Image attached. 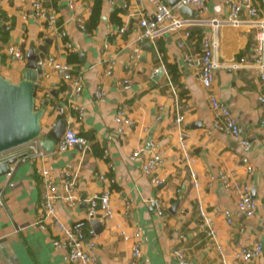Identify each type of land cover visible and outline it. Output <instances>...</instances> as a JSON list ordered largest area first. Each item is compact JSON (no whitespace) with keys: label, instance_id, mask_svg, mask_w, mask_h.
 Returning <instances> with one entry per match:
<instances>
[{"label":"crops","instance_id":"0c3cea01","mask_svg":"<svg viewBox=\"0 0 264 264\" xmlns=\"http://www.w3.org/2000/svg\"><path fill=\"white\" fill-rule=\"evenodd\" d=\"M39 2L43 17L35 15L34 0H0V13L5 18L2 21L9 27L8 40L0 43L3 68L12 81H19L31 42L43 43L51 38L49 54L57 62L70 65L80 76L83 89L76 97L71 84L54 65L45 63L44 73L38 76L36 101L37 108H45L41 120L44 135L0 154V161L9 156L19 159L11 175L5 177L0 195V264H70L66 250L53 244L57 228L50 219L44 220L42 203L46 188L39 172L42 167L52 172L59 196L57 213L65 223L86 220L90 198L110 192L113 215L98 218L99 227L93 226L91 220L85 227L86 249L95 256L97 264H133L134 246L139 239L136 232L141 234L142 264H181L175 250H180L189 264H223V256L227 264H264V252L249 262L236 256L242 247L257 241L264 244V114L258 99L264 94V81L254 64L256 29L226 24L218 30L215 59L219 67L214 83L207 88L183 58L186 51L201 50L198 34L191 32L187 37L181 29L154 42H143L139 59H134L137 36L143 29L141 20L155 17L150 2L104 0L102 20L92 34L85 30V22L93 0H76L74 8L70 0ZM226 2L208 0L203 18L228 16ZM117 8L123 9L119 14L122 25L111 22V14ZM51 14H56V29L48 26ZM242 18L249 19L246 13ZM117 26H124L125 32L117 31ZM198 30L204 37L215 36L210 24L190 28ZM180 42H184V48L179 46ZM146 44L152 45L151 51H145ZM161 44L164 52L160 50ZM9 46L23 49L26 59L21 61L9 55ZM75 54L77 62H70L69 57ZM169 64L179 70L176 79ZM159 70L163 74L157 76ZM101 88L107 92L104 99L97 97ZM183 93L186 96L182 97ZM211 94L229 106L242 135L251 142V173L242 162L240 145L215 129ZM75 105L83 107L82 118ZM121 109L133 121L123 131L116 121ZM59 115L85 143L64 152L58 151L57 144L51 150L45 148L43 143L50 140L47 132ZM180 116L182 122L177 121ZM37 144L43 145L45 159L34 155L32 147ZM141 148L144 150L133 159ZM185 153L190 155L189 161ZM153 155L161 156L162 162L152 174H146L143 164ZM191 170L197 174L198 187L193 184ZM222 171L233 173L256 188L255 216L246 217L238 211L236 195L226 190L219 179ZM68 179L76 181V204L65 198ZM200 203L218 230L216 238L209 235L199 212ZM225 210L231 211L232 224L228 223ZM41 220L45 229L39 225Z\"/></svg>","mask_w":264,"mask_h":264},{"label":"built area","instance_id":"2783aa9c","mask_svg":"<svg viewBox=\"0 0 264 264\" xmlns=\"http://www.w3.org/2000/svg\"><path fill=\"white\" fill-rule=\"evenodd\" d=\"M71 7L76 6V0H70ZM154 6L155 17L144 18L141 20L142 31L137 36V45L134 48V59L138 60L142 49L143 42H154L159 37L174 32L176 30H185L187 37L191 36L190 28L197 25L210 24L215 31L214 37H204L202 39L201 50L198 52H184L183 58L185 65L188 68L194 69L197 72L198 78L207 88H210L215 81V73L219 67L218 62L215 59L216 52L219 47L218 30L226 25L243 26L248 25L256 29V46H255V60L254 64L257 67L259 77L264 81V0H227V6L229 14L226 17H214L211 19L203 18V15L208 11V0H180V2L172 7L168 4L167 0H146ZM187 5L196 10L194 17L184 16L180 7ZM35 15L39 17L45 16L42 5L39 0H34L33 4ZM246 13L249 19L242 18V14ZM56 14L48 16L49 28L56 29ZM84 27V26H83ZM117 31L124 33L126 28L124 26H117ZM184 42H180L179 46L184 48ZM7 53L14 56L17 60L24 61L26 55L23 49L9 46ZM244 59H242L243 61ZM50 62L54 65L55 69L59 72L62 78L69 82L72 87V93L78 97L83 89L81 78L75 74L70 65L66 63L57 62L53 57L45 63ZM42 63V62H41ZM45 63H42L43 65ZM113 63L111 64V68ZM111 73V70L108 71ZM126 88H130L129 84H125ZM107 95L105 89L101 88L97 91V97L104 99ZM259 103L264 114V94H260ZM211 107L214 110V127L215 129L224 132L232 138V140L238 143L242 149V162L245 164L247 171L251 173L253 166L251 164L249 153L252 148L251 142L242 135L241 127L236 117L231 112L229 106L219 100L214 94L210 96ZM75 110L79 114V118L83 116V107L80 105L74 106ZM183 117L180 116L177 121L182 122ZM116 121L120 124V131L124 130V127L132 124L131 117L128 116L125 110H119ZM264 123V116H263ZM86 140L78 135L77 131L73 127H66L65 133L61 140L57 144L59 152H64L80 143H85ZM183 149H187L185 140L182 139ZM35 156L45 159L47 156L46 151L37 144L32 147ZM144 149L137 150L132 158L138 157ZM186 159L189 161L190 155L185 153ZM162 162V158L159 155H153L143 164V171L146 174H152ZM44 186L46 188L44 194V200L42 203V209L44 214V220L50 219L58 230V236L53 240V244L56 248L64 249L67 252L66 260L70 264H97L95 256L86 249V243L88 234L85 231L87 222L94 218L111 217L113 210L110 206V192L105 191L101 194H95L89 200V209L87 212L86 220H78L73 223H65L58 215L56 202L59 198L56 192V185L54 177L49 168L42 167L39 169ZM11 175V174H9ZM191 176L193 178V184L195 187L199 186L197 174L194 170H191ZM100 178H105L101 175ZM219 179L226 190L233 192L237 197V209L243 213L246 217H253L258 210L257 200L252 193V187L248 182L240 180L233 173L225 171L220 172ZM76 181L74 179H68L65 184L66 195L65 198L70 204H76L75 197ZM1 201V198H0ZM2 203V202H1ZM199 212L204 218V221L209 229V235L212 238H216L218 230L214 225V222L209 217L202 203L199 204ZM159 213L162 214V210L159 204ZM225 215L229 224L233 223L232 213L230 210H225ZM41 220L39 225L41 228H46V224ZM90 233H93L90 232ZM122 234L128 238L125 232ZM139 239L135 242L133 251V264H142L141 261V246L140 241L141 234L135 233ZM92 246L93 242H89ZM179 258L181 264H189L184 254L180 250L174 251ZM264 252V244L261 241H257L248 246L242 247L237 252V258L244 262H249ZM226 259L223 256L222 263H226Z\"/></svg>","mask_w":264,"mask_h":264},{"label":"water","instance_id":"95a60500","mask_svg":"<svg viewBox=\"0 0 264 264\" xmlns=\"http://www.w3.org/2000/svg\"><path fill=\"white\" fill-rule=\"evenodd\" d=\"M168 4L175 7L180 0H167ZM180 11L184 16L194 17L196 10L183 5ZM105 20V18H103ZM7 26L3 25V29ZM52 44L51 38L43 43L31 42L27 51V60L24 65L22 78L14 82L5 77L0 71V154L18 148L43 137V124L41 122L45 113V108H37V96L39 91L38 76L44 73L43 64L52 56L49 54V47ZM145 51H151L152 45L146 44ZM2 46L0 44V64L2 62ZM142 59L145 61L146 53ZM82 60L85 62L84 55ZM42 62V63H41ZM163 74L159 70L158 75ZM52 93L56 95L55 90ZM45 106L49 105L45 101ZM60 107V106H59ZM66 122L63 116H58L57 123L47 132L50 140H45L43 145L46 149L51 150L61 140L66 130ZM41 144V146L43 147ZM44 148V147H43ZM18 156H9L0 161V195L4 190V179L12 173V167L18 162ZM254 198L256 197V188H252ZM180 200L174 204V210L179 205ZM0 201V206H1ZM99 217L91 220L93 226H101Z\"/></svg>","mask_w":264,"mask_h":264},{"label":"trees","instance_id":"16d2710c","mask_svg":"<svg viewBox=\"0 0 264 264\" xmlns=\"http://www.w3.org/2000/svg\"><path fill=\"white\" fill-rule=\"evenodd\" d=\"M103 1L104 0H93V5L91 7V11H90V15L89 18L86 20L85 22V30L87 31V33L92 34L98 27L99 23L102 20V10H103ZM123 9L122 8H117L113 11V13L111 14V22L116 24V25H122L123 21L122 18L120 17V12H122ZM4 13H0V43L3 41H7L8 40V36H9V27L8 24H6L4 21ZM3 25H6L7 28L3 29ZM193 34H198V38L200 40V42H202V39L204 38L203 33L201 30L198 31H191ZM160 50L164 52V47L161 44L160 46ZM74 59V60H73ZM78 58L77 55H71L69 57V61L70 62H77ZM169 71L171 73V75L173 76L174 79H176L179 76V70L177 68L176 65H172L169 64ZM186 96L185 93L182 94V97Z\"/></svg>","mask_w":264,"mask_h":264},{"label":"rangeland","instance_id":"374dc122","mask_svg":"<svg viewBox=\"0 0 264 264\" xmlns=\"http://www.w3.org/2000/svg\"><path fill=\"white\" fill-rule=\"evenodd\" d=\"M0 71H1V73H2L5 77H7V78H9V79H12L10 73H8V71L5 70V69L3 68V66H2V62H1V64H0Z\"/></svg>","mask_w":264,"mask_h":264}]
</instances>
